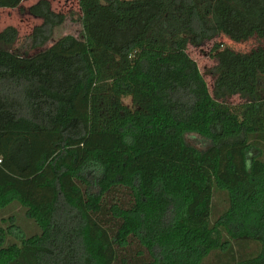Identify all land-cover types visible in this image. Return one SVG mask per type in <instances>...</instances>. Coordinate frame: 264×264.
<instances>
[{"label":"trees","instance_id":"16d2710c","mask_svg":"<svg viewBox=\"0 0 264 264\" xmlns=\"http://www.w3.org/2000/svg\"><path fill=\"white\" fill-rule=\"evenodd\" d=\"M79 5L81 35L50 46L66 15L29 7L34 54L0 31V210L16 201L39 228L0 227V264H264V0ZM221 35L263 42L215 45L212 95L188 45Z\"/></svg>","mask_w":264,"mask_h":264},{"label":"rangeland","instance_id":"374dc122","mask_svg":"<svg viewBox=\"0 0 264 264\" xmlns=\"http://www.w3.org/2000/svg\"><path fill=\"white\" fill-rule=\"evenodd\" d=\"M38 0H24L19 8H5L0 10V31L9 25L16 26L19 31L18 41L9 50L19 53L21 55L34 54L40 51V48L34 49L31 47L30 36L33 29L41 24L42 20L29 13V7L36 3ZM54 10L62 12L66 15V20L63 25L57 27L52 35L51 41L47 44L50 46L59 38L72 34L79 37L82 33V21H81V9L79 0H50ZM263 41L258 38H251L248 41L235 43L226 36H219L211 40H206L200 45H188L189 55L197 62L199 69L208 85V88L213 94L214 83L216 76L213 73L214 67L218 61L214 57V47L216 44H222V46L229 45L240 51H248L252 48L257 47ZM260 97L264 99V83L260 90ZM248 101L247 98L240 96L239 94L230 96L224 100L225 103L232 107H237ZM124 104L132 106V100L130 97H126L123 100ZM188 144L193 145L201 150H205L210 146V140L196 134L188 133L186 135ZM227 197L225 192H217L214 197V217H219L220 214L226 208ZM10 217H15L14 220H10ZM18 225L25 233L26 236H31L39 233V228L35 224L34 220L29 219L26 215V208L18 202H13L5 208L0 210V227L6 230L11 224ZM11 242L13 239L8 237ZM247 241V240H246ZM242 244V248L235 244L236 250L240 252L250 253L253 250H257L258 246L256 243L251 241ZM212 257V256H211Z\"/></svg>","mask_w":264,"mask_h":264}]
</instances>
